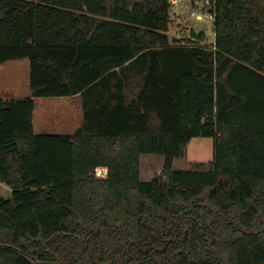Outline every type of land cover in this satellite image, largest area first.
I'll return each mask as SVG.
<instances>
[{
    "label": "trees",
    "instance_id": "obj_1",
    "mask_svg": "<svg viewBox=\"0 0 264 264\" xmlns=\"http://www.w3.org/2000/svg\"><path fill=\"white\" fill-rule=\"evenodd\" d=\"M174 6L0 0L32 90L0 97V264H264V0H217L211 46L170 37ZM76 94L83 126L35 132L36 97ZM196 136L214 158L186 169Z\"/></svg>",
    "mask_w": 264,
    "mask_h": 264
},
{
    "label": "crops",
    "instance_id": "obj_2",
    "mask_svg": "<svg viewBox=\"0 0 264 264\" xmlns=\"http://www.w3.org/2000/svg\"><path fill=\"white\" fill-rule=\"evenodd\" d=\"M0 71H7V73L11 71L7 74L8 77L4 79L6 85L0 88V97L24 98L32 95L30 61L28 58L8 60L1 63ZM14 71L15 74H12ZM20 71H22L23 77L19 76ZM39 98L41 97L35 98L36 106L33 117L36 133L70 134L85 123L81 94L46 97L40 103L37 101Z\"/></svg>",
    "mask_w": 264,
    "mask_h": 264
},
{
    "label": "rangeland",
    "instance_id": "obj_3",
    "mask_svg": "<svg viewBox=\"0 0 264 264\" xmlns=\"http://www.w3.org/2000/svg\"><path fill=\"white\" fill-rule=\"evenodd\" d=\"M201 9L200 5L192 4L189 0L182 1L174 6L172 13L173 22L169 29V35L172 39L188 40L192 38L195 33L205 31L207 39L205 44L211 46L215 38V24L214 20L209 16L203 15L202 17L193 16L192 9ZM11 71H9L10 73ZM7 71H0V88L5 86L4 79L8 77ZM15 74V71L12 72ZM19 76L23 77L22 71ZM21 77V78H22ZM24 79V78H22ZM46 97H41L37 101L40 103ZM66 99V98H62ZM214 158V138L209 136H196L191 139L188 144L186 154L182 160V166L186 169H191L195 166L196 162H211ZM162 157L153 155L152 157L143 156L142 160V177L153 176L162 170ZM101 174H105L104 169L100 170ZM12 188L4 182H0V194L6 198L12 196Z\"/></svg>",
    "mask_w": 264,
    "mask_h": 264
},
{
    "label": "built area",
    "instance_id": "obj_4",
    "mask_svg": "<svg viewBox=\"0 0 264 264\" xmlns=\"http://www.w3.org/2000/svg\"><path fill=\"white\" fill-rule=\"evenodd\" d=\"M174 5L186 1V0H170ZM192 4H197L201 6V9L198 10L195 7L192 9V15L202 17L203 15L209 16L215 20V13L217 9V0H189ZM105 168V169H104ZM104 169L105 174H101L100 170ZM97 175L106 176L108 173L107 167H98L96 169Z\"/></svg>",
    "mask_w": 264,
    "mask_h": 264
}]
</instances>
